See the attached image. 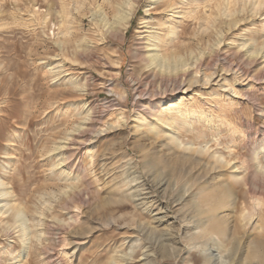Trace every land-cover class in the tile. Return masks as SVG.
<instances>
[{"label":"rangeland","instance_id":"1","mask_svg":"<svg viewBox=\"0 0 264 264\" xmlns=\"http://www.w3.org/2000/svg\"><path fill=\"white\" fill-rule=\"evenodd\" d=\"M168 1L0 0V264H200L202 227L188 214L202 207L197 183L208 177L160 186L146 167L169 142L158 133L171 114L183 143L224 157L263 139L264 0ZM119 9L132 12L126 29L116 27ZM170 72L182 74L179 86L160 83ZM116 188L137 196L104 215L98 206ZM250 200L244 213L264 225ZM234 215L245 222L240 211L219 214L229 238ZM137 228L155 232L153 242L165 234L166 250ZM226 239L208 241L217 242L209 264H230Z\"/></svg>","mask_w":264,"mask_h":264},{"label":"bare ground","instance_id":"2","mask_svg":"<svg viewBox=\"0 0 264 264\" xmlns=\"http://www.w3.org/2000/svg\"><path fill=\"white\" fill-rule=\"evenodd\" d=\"M173 1L174 0L168 1L166 3L168 8H172L174 6ZM118 12H119L118 15L116 14L117 16H119L117 19L118 25H116V27L118 29L119 27L120 28L123 27L126 29L129 20H131L132 12L131 10H125V9L122 11L119 9ZM66 16L68 17V15H66L65 13V17ZM172 33L175 32L173 31ZM151 45H152L151 43L147 44L148 47H151ZM173 53L176 54V51ZM175 54H173V56ZM135 56L136 58H139L141 56V52L139 51V49H137ZM144 58L146 63L148 64V67L153 66L157 68V66L160 63L156 61L157 55L146 54ZM181 75L177 72L176 73L170 72L160 77V83L165 85L166 88H168L170 85L179 86L181 79L182 81L184 80V78L181 77ZM220 76L221 75L218 74L216 75V78ZM135 91L140 96L143 94V91L138 86L135 87ZM170 121L172 122V124L168 126L169 129L158 133L159 135L167 138L169 142L168 143L166 142V145L164 146L165 149L160 157L158 156H155L154 158L149 157L150 159L146 167L148 169L146 171V175L148 173H153L152 175L157 173V177L159 178L157 185L160 186L161 185L163 186L165 184L167 185V183L168 184L171 183V178L181 179L187 176V178L190 180L192 178L191 175L193 171L199 173L205 172V175L208 177L206 181L203 182L199 181V184L197 183V189L201 192H205V194L203 195L200 201V203H202V207H198L199 202H197L196 207L193 206L194 207L192 208L193 210H191V212L188 214V216H190V219H195L196 227H202V234L197 235V239L201 240V242L204 243L206 246V249L204 251L196 253L194 257L195 263L209 264L211 258L214 255L213 253L210 252V249L217 247V242H212L210 245H208V241L214 240L215 237L218 238L228 237V239L226 240H228V242L232 245L231 254L229 257L230 264H241L239 262V257H237V255L238 252L240 253L241 251L240 243L242 239L245 238L243 234V229L248 227L249 230L253 229L255 234L251 242L249 243L245 264H264V225L263 224L253 225L252 220L255 214L246 215L244 213L245 209L250 211L251 204L249 203L251 201L250 199L253 197H255V199L258 200L259 204L261 205L260 208L256 207L254 209L257 210L259 216L264 213L263 212L264 209L262 208L264 206V172L262 171V169L264 168V156H262V154H264V137L258 143V145L252 149V151H249L250 149L248 148L249 150L243 152L241 149L243 150L246 149V145H243L240 149L230 154L228 157L226 156L224 157L222 153L220 154L218 153L219 151L218 152L210 151L209 148L204 149L202 147H194L192 144L188 145L186 143H183V141L180 140L179 136H177L178 127L176 126L177 124L180 125L182 123L180 121H177V116L175 114L161 117L159 125L160 126L164 124L167 125V123ZM139 128L140 127H138V129ZM152 129H156V128L154 126V122L150 121L147 124V130L150 131ZM71 154H73V151L72 152L70 151L69 154L70 157ZM69 156L68 158L66 157L64 161L67 162V160L70 158ZM160 169H165V170L167 169L166 172L164 171L165 174L163 173L164 176H162L163 174L162 172H160ZM226 171L229 172L227 173ZM209 182L212 185L213 184L214 185L213 186L210 185ZM5 188L6 190L2 192L3 195L8 194L7 187ZM185 191L187 192L188 188ZM176 193L177 192L173 191L174 195L176 196L179 195V193L178 194ZM258 194L260 195V197L257 196ZM71 195L74 196L72 198L73 200H76V198L80 200L83 194L75 190ZM135 196H137V193H134L133 197L124 196V194L121 193V188H116L110 194V196L102 203V205L98 206V209L101 210L102 212L104 211L103 212L104 215L108 213H113L116 209H123L127 207L129 205V202L132 201V199L134 200ZM85 202L89 203L90 197H88L85 200ZM13 206H15V203L12 204V207ZM224 211H230V214L231 212L233 214V212L240 211L241 212L240 217L242 218L243 221H245L242 225L239 224L238 218L234 215V224L232 225L233 227L232 238H229V232L231 227L228 224V218L219 217V214L223 213ZM137 230L140 233L143 234L145 233L147 239H149L148 243L150 244L151 247H155L158 243V247L166 250V246H168L167 245L168 238L166 237L165 234L163 233L157 234V236L155 237V242H153V236L155 232L152 231L150 232L148 230L145 231V228L142 229L137 228ZM166 257L168 258L170 256L167 254ZM114 262L115 261H111L109 263L107 262L103 264H114Z\"/></svg>","mask_w":264,"mask_h":264}]
</instances>
